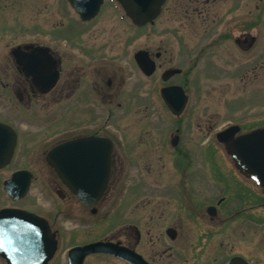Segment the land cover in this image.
<instances>
[{"label":"flooded vegetation","instance_id":"obj_1","mask_svg":"<svg viewBox=\"0 0 264 264\" xmlns=\"http://www.w3.org/2000/svg\"><path fill=\"white\" fill-rule=\"evenodd\" d=\"M60 1L55 36L12 37L0 53L3 152L12 141L0 172L30 178L17 199L2 188L10 175L0 182V210L46 222L56 242L48 264H70V250L99 242L122 255L80 264H264V176H247L251 166L229 150L264 137V101L219 108V81L264 73V0H163L145 25L124 0ZM68 142L76 170L106 171L99 197L56 176L59 157H48ZM35 173L48 178L37 194L45 199V184L56 200L47 210L31 194Z\"/></svg>","mask_w":264,"mask_h":264},{"label":"water","instance_id":"obj_2","mask_svg":"<svg viewBox=\"0 0 264 264\" xmlns=\"http://www.w3.org/2000/svg\"><path fill=\"white\" fill-rule=\"evenodd\" d=\"M162 1L163 0H124L123 4L127 16L130 17L134 23L144 25L147 22H151L158 15ZM69 2L72 5L76 4L74 0H69ZM143 71L150 73L145 63H143ZM2 135L7 136L5 131L2 132ZM4 139L0 137V159H8L12 151V141L9 140V148L7 151L3 152L1 145L3 142L8 141L7 138ZM220 139L221 141H226L227 137L223 135V138ZM229 146L237 151V155L240 158L253 157L257 167L255 171L259 175H264V169H262L264 168L263 136L259 134L247 135L232 142ZM59 148L52 151L49 159L55 164L54 161L59 157V170L55 166L56 164L54 167L61 181L74 192H76V190H84V187L81 186L83 183H90L94 186L87 190V195L90 196L91 191H93V196L99 195L103 188L105 173L98 170L86 172L76 170L72 159L67 155L71 152V143L68 142ZM237 155L234 156L236 157ZM63 158H65L64 162L61 161ZM1 165L3 164L0 163V166ZM99 167H101V163ZM27 184V174L14 173L12 178L4 183V188L10 195H12V190H20L22 191L21 194H23L27 188ZM17 185L21 186L17 187ZM83 196H86V194H83ZM55 249L56 243L53 239V235L50 234L46 223L42 220L36 217H30V215H22L13 212L0 213V257L8 264H47L52 258ZM95 252L110 253L116 256L122 255L118 251L113 250L111 245L95 243L70 251V264H74V262L80 264L84 255ZM77 253H80V258L74 260ZM130 261L132 264H139L133 259H130ZM235 262L236 259H233L231 264H235Z\"/></svg>","mask_w":264,"mask_h":264},{"label":"rangeland","instance_id":"obj_3","mask_svg":"<svg viewBox=\"0 0 264 264\" xmlns=\"http://www.w3.org/2000/svg\"><path fill=\"white\" fill-rule=\"evenodd\" d=\"M61 3L62 2L60 0H8L7 3L0 1V53L6 51L5 49L9 47V40H11L12 37H24L26 35L40 36L42 34L51 35L52 37L55 36L54 34L57 31V22L59 18L58 14H61V16L64 17L62 13H64V15L66 13V10L63 9ZM177 17H183V14L177 13ZM195 30L197 31V29ZM195 30H191L190 34L189 32L188 34L190 36H196ZM157 31L160 32V28L157 27ZM37 32L40 34L37 35ZM129 36L130 33L126 32L125 39H127ZM142 36L144 37V34ZM147 41L148 40L145 42ZM249 81H251V83H241L234 78L228 79V84L227 81L223 83L219 81V108L222 105L230 102V100H235L236 102L238 100L240 101L245 99V101H247L250 98H253V96L258 97L256 106H260V104L263 105L264 73H261V75H258L257 78L251 79ZM236 106L238 107V105ZM150 112V110H147L146 115H148ZM5 171L0 172V182L10 175L9 172ZM43 180H48L47 174L35 173L36 183L33 184L31 194H35L36 198L38 199V203L45 205L46 208L44 210H47L49 204L51 203L53 206V203L56 200L52 194H48L49 191L45 184H43L46 188L47 194L44 195L45 199H42V197L37 194V190H39L38 188L41 187L39 183ZM69 245L70 244L65 243L63 248H66ZM257 260L258 262L264 261H262L260 258ZM56 263L57 258L55 260V264ZM0 264L3 263L0 261Z\"/></svg>","mask_w":264,"mask_h":264}]
</instances>
